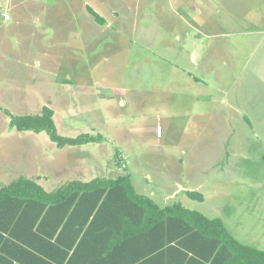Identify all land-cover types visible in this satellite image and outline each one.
Listing matches in <instances>:
<instances>
[{
    "label": "rangeland",
    "instance_id": "374dc122",
    "mask_svg": "<svg viewBox=\"0 0 264 264\" xmlns=\"http://www.w3.org/2000/svg\"><path fill=\"white\" fill-rule=\"evenodd\" d=\"M45 107L91 141L10 125ZM34 163L49 191L129 174L264 251V0H0V182Z\"/></svg>",
    "mask_w": 264,
    "mask_h": 264
},
{
    "label": "trees",
    "instance_id": "16d2710c",
    "mask_svg": "<svg viewBox=\"0 0 264 264\" xmlns=\"http://www.w3.org/2000/svg\"><path fill=\"white\" fill-rule=\"evenodd\" d=\"M10 125L45 132L58 147L91 141L86 135L60 136L47 107L35 115H13ZM3 263L264 264V251L238 242L218 217L179 203L160 207L135 192L129 174L77 178L50 192L20 175L0 182Z\"/></svg>",
    "mask_w": 264,
    "mask_h": 264
},
{
    "label": "crops",
    "instance_id": "0c3cea01",
    "mask_svg": "<svg viewBox=\"0 0 264 264\" xmlns=\"http://www.w3.org/2000/svg\"><path fill=\"white\" fill-rule=\"evenodd\" d=\"M257 79H255V81H256ZM212 83L211 82H208V87L209 88H211L212 89ZM204 97H205V100H206V97H208V98H210V93H208L207 95L206 94H204ZM220 105L223 107V108H226V107H230L228 104H227V102H224V100H222L221 101V103H220ZM242 115H243V113H242ZM243 116H245V115H243ZM35 165V172H33V173H29V174H27V175H22V176H27V177H32V178H46L47 177V174H46V171H45V169H42L41 167H39V166H37L36 165V163H34ZM44 173V174H43ZM117 175H119V174H117L116 173V176ZM111 177H113V176H111ZM147 177L151 180V178H150V176L149 175H147ZM76 179L77 178H79V177H75ZM72 180V179H71ZM80 180H82V179H80ZM83 181V180H82ZM67 183V182H66ZM61 186V185H60ZM182 186H180V188H178V189H176L174 192H173V194H175V193H177L180 189L182 190ZM44 189H46V188H44ZM55 189V188H54ZM54 189H52V190H54ZM47 190V189H46ZM52 190H50V191H52ZM47 191H49V190H47ZM49 191V192H50ZM151 194H153V192L151 193ZM173 194H171V195H169V196H167L166 197V200L168 199V197H173ZM166 205H169V203H167V204H164V205H159L160 207H164V206H166ZM4 264V263H3Z\"/></svg>",
    "mask_w": 264,
    "mask_h": 264
}]
</instances>
